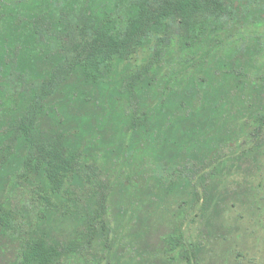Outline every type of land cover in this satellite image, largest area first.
<instances>
[{
	"label": "rangeland",
	"instance_id": "1",
	"mask_svg": "<svg viewBox=\"0 0 264 264\" xmlns=\"http://www.w3.org/2000/svg\"><path fill=\"white\" fill-rule=\"evenodd\" d=\"M173 1L0 0V264H264V0Z\"/></svg>",
	"mask_w": 264,
	"mask_h": 264
},
{
	"label": "trees",
	"instance_id": "2",
	"mask_svg": "<svg viewBox=\"0 0 264 264\" xmlns=\"http://www.w3.org/2000/svg\"><path fill=\"white\" fill-rule=\"evenodd\" d=\"M174 1L172 3V6H173L175 13H177L178 10H183V11H194V14H199L201 12L202 8L204 7L201 3H199L195 0H180L182 2H179V1L174 2ZM170 11H171V13H174L172 10H170ZM169 15H170V13H169ZM136 23H137L136 21H133L130 23V26H131V28H133L132 30L134 32H137V29L139 28L136 25ZM35 31L37 33H40L41 29L36 28ZM144 34H146V33H144ZM91 43L94 44V49L91 46L90 52H89L90 55H93V53H94L95 44L100 45L101 48H100V50H98L94 53V57L98 61L100 59H103L102 60V62H103V61H106L105 57L107 55L109 57H114V54L116 53L115 57H117V58L121 57L123 52H120V50L122 48H124L125 39H123V38L113 39L112 38L110 41L105 42L104 44H103V42H101L99 40H95L94 42H91ZM83 48H84V46L82 48H79V49L83 50ZM73 51L79 53V51H77L75 49H73ZM70 53H71V51H70ZM81 54H82V52H81ZM75 58H77V57H73V55L70 54V56H69L70 61L69 62L70 63H73V62L77 63L78 60ZM79 58L82 59V56L81 57L79 56ZM79 61H81V60H79ZM90 65H92L91 70H92V75H93L94 81L101 78V76H103V71L100 70L99 62L98 63L95 62V63H92ZM74 66H75V64H73V67ZM146 72H147V70H146ZM37 119H38V109L36 107V104H34V105L31 104L30 107L27 109L24 117L19 121L18 124H15L16 129L21 134L24 135V137H25L27 143H29L32 151H38L39 150L38 149L39 137L37 135V129H36ZM67 165L69 166V169H71V162H68ZM39 250L40 249L35 250L34 253L40 254L39 259H41L43 261L45 256H44V254L42 255V252H40ZM41 255L43 256L42 258H41ZM41 264H43V263L41 262Z\"/></svg>",
	"mask_w": 264,
	"mask_h": 264
}]
</instances>
